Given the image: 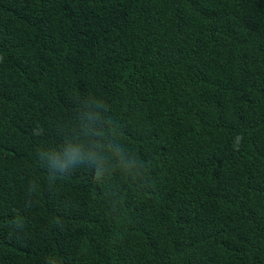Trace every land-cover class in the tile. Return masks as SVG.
Listing matches in <instances>:
<instances>
[{
    "label": "trees",
    "instance_id": "trees-1",
    "mask_svg": "<svg viewBox=\"0 0 264 264\" xmlns=\"http://www.w3.org/2000/svg\"><path fill=\"white\" fill-rule=\"evenodd\" d=\"M0 264H264V0H0Z\"/></svg>",
    "mask_w": 264,
    "mask_h": 264
},
{
    "label": "clouds",
    "instance_id": "clouds-1",
    "mask_svg": "<svg viewBox=\"0 0 264 264\" xmlns=\"http://www.w3.org/2000/svg\"><path fill=\"white\" fill-rule=\"evenodd\" d=\"M94 104L97 108H104L106 102L102 98H97L94 101ZM82 118L84 117L82 116ZM87 118L91 119L92 114L89 113ZM93 135H97L100 138L93 143L87 152L82 151L83 145L74 138L60 141L52 150L39 151V159L41 161L45 159L51 161L52 166L45 171V175L49 176L52 181L70 176L76 172V169L70 168V166L76 165L77 163H83L85 156H87V159L93 163H96L98 159L103 162L109 157L117 158L123 163L124 149L119 144L105 139L101 134L93 133ZM122 135H125V133H122ZM97 150L103 153V155L98 157ZM95 174L99 176L100 173L97 171Z\"/></svg>",
    "mask_w": 264,
    "mask_h": 264
}]
</instances>
